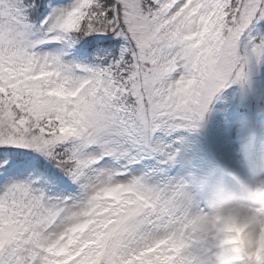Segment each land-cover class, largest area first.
Returning <instances> with one entry per match:
<instances>
[{
    "label": "snow or ice",
    "instance_id": "snow-or-ice-1",
    "mask_svg": "<svg viewBox=\"0 0 264 264\" xmlns=\"http://www.w3.org/2000/svg\"><path fill=\"white\" fill-rule=\"evenodd\" d=\"M261 68L264 0H0V264H197L190 137Z\"/></svg>",
    "mask_w": 264,
    "mask_h": 264
},
{
    "label": "clouds",
    "instance_id": "clouds-1",
    "mask_svg": "<svg viewBox=\"0 0 264 264\" xmlns=\"http://www.w3.org/2000/svg\"><path fill=\"white\" fill-rule=\"evenodd\" d=\"M197 185L207 208L197 264H264V157L259 173L209 172Z\"/></svg>",
    "mask_w": 264,
    "mask_h": 264
},
{
    "label": "rangeland",
    "instance_id": "rangeland-1",
    "mask_svg": "<svg viewBox=\"0 0 264 264\" xmlns=\"http://www.w3.org/2000/svg\"><path fill=\"white\" fill-rule=\"evenodd\" d=\"M253 89L243 103L232 99L235 88L223 93L213 105L206 129L190 137V173L196 184L209 172L222 174L229 182L241 173L260 172L264 157V68L254 74ZM200 196L203 198V193Z\"/></svg>",
    "mask_w": 264,
    "mask_h": 264
}]
</instances>
